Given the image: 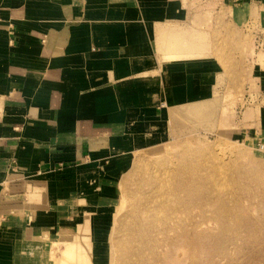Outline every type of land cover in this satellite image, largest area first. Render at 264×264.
<instances>
[{
    "label": "crops",
    "instance_id": "1",
    "mask_svg": "<svg viewBox=\"0 0 264 264\" xmlns=\"http://www.w3.org/2000/svg\"><path fill=\"white\" fill-rule=\"evenodd\" d=\"M218 3L262 47L251 73L264 126V0ZM192 8L191 0H0V264H45L46 235L98 163L153 146L194 105L219 99L224 63ZM180 31L200 37L197 57L178 48ZM181 105L190 113L172 119ZM95 163L67 183L52 177Z\"/></svg>",
    "mask_w": 264,
    "mask_h": 264
},
{
    "label": "rangeland",
    "instance_id": "2",
    "mask_svg": "<svg viewBox=\"0 0 264 264\" xmlns=\"http://www.w3.org/2000/svg\"><path fill=\"white\" fill-rule=\"evenodd\" d=\"M221 1L191 0L195 25L208 30L211 53L224 63L219 99L199 112L194 105L153 146L98 163L46 235L45 264H264L263 110L251 73L262 47ZM185 35L178 32V48L194 43L197 57L200 37ZM95 165L52 177L67 183ZM62 232L81 235L64 263Z\"/></svg>",
    "mask_w": 264,
    "mask_h": 264
},
{
    "label": "bare ground",
    "instance_id": "3",
    "mask_svg": "<svg viewBox=\"0 0 264 264\" xmlns=\"http://www.w3.org/2000/svg\"><path fill=\"white\" fill-rule=\"evenodd\" d=\"M179 47H181V48H188V49H190V50H192V51H195V45H194V43H186V42H184V41H182L180 44H179ZM214 101V99L212 100V99H210L208 102L209 103H211V102H213ZM188 106H190V105H181V106H177V107H173V108H171V113L172 114H174V115H176V110H179L180 108H182V107H184V108H187ZM198 106H200V108L199 109H197L196 111H200L201 109H203V104H201V105H198ZM189 108V107H188ZM193 108V107H192ZM194 112V111H193ZM211 114H213V113H211ZM210 114V115H211ZM209 115V116H210ZM208 116V117H209ZM99 207V206H98ZM57 209V208H56ZM58 210V209H57ZM96 210V209H95ZM58 212V211H57ZM83 214V213H82ZM51 218V217H50ZM84 220V219H83ZM58 223V222H57ZM86 223H87V221H86ZM91 223V222H90ZM68 224V223H67ZM85 224V223H84ZM88 224V223H87ZM91 225V224H90ZM57 226V225H56ZM89 226V225H88ZM67 227V226H66ZM90 227V226H89ZM59 228H60V226H59ZM58 228V229H59ZM55 229V228H54ZM62 229V228H61ZM82 229V228H81ZM83 229H85L84 227H83ZM88 229V228H87ZM72 230V229H71ZM67 231H68V229H67ZM81 232V231H80ZM74 234V233H73ZM61 238H60V240L64 243V246L66 247L65 248V251L63 252V253H61L62 255L60 256V261L62 260V262L61 263H64V262H66V257L67 256H69V254H72L73 252V250H72V248H71V246H73L72 244L73 243H76L77 242V239H79L80 237H81V235L79 236V235H76V236H74V235H71L70 233H67V232H62L61 233ZM76 237V238H75ZM75 238V239H74ZM56 240V239H55ZM58 240V239H57ZM76 254V253H75ZM88 262L87 261H79L78 262V260L76 259V260H72V262H67V264H87ZM50 264H52V262L50 263Z\"/></svg>",
    "mask_w": 264,
    "mask_h": 264
}]
</instances>
